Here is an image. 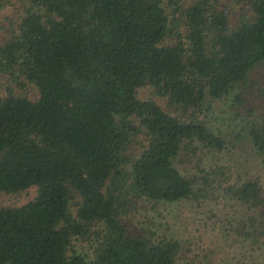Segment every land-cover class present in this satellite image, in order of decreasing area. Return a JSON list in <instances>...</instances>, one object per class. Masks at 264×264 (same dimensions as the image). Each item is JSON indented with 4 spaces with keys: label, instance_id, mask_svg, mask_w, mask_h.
Listing matches in <instances>:
<instances>
[{
    "label": "trees",
    "instance_id": "obj_1",
    "mask_svg": "<svg viewBox=\"0 0 264 264\" xmlns=\"http://www.w3.org/2000/svg\"><path fill=\"white\" fill-rule=\"evenodd\" d=\"M18 1L0 39V194L37 195L0 206V264H177L180 242L144 233L135 213L202 196L176 164L201 169L229 144L205 108L264 70V0ZM258 92L244 131L264 166ZM229 188L264 206L258 181ZM78 242L93 245V262Z\"/></svg>",
    "mask_w": 264,
    "mask_h": 264
},
{
    "label": "rangeland",
    "instance_id": "obj_2",
    "mask_svg": "<svg viewBox=\"0 0 264 264\" xmlns=\"http://www.w3.org/2000/svg\"><path fill=\"white\" fill-rule=\"evenodd\" d=\"M11 1L0 12V39L6 36L9 24L17 22L24 11V4ZM5 84V79L0 80V91ZM260 86H264L263 69H257L249 80L238 85L231 96L205 108L212 127L229 144L220 153L207 151L202 155L201 169L198 161L191 162L186 157L176 164L183 175L200 178L202 196L172 204L144 201L135 213L136 224L144 233L180 242L177 264H264V206L238 200L229 188L258 181L264 199L262 158L244 131ZM27 87L30 98L36 100L38 90L32 85ZM150 94L149 88H142L138 96L147 99ZM239 94L247 101L237 105L234 99ZM157 101L169 114L186 119L180 108L160 98ZM36 195V188L16 195L0 194V206H23ZM76 248L90 262L94 261L91 243L78 242Z\"/></svg>",
    "mask_w": 264,
    "mask_h": 264
}]
</instances>
